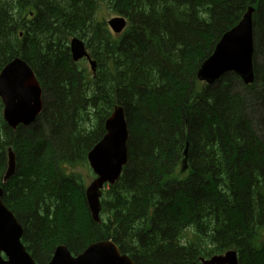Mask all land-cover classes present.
Returning a JSON list of instances; mask_svg holds the SVG:
<instances>
[{"label":"trees","instance_id":"obj_1","mask_svg":"<svg viewBox=\"0 0 264 264\" xmlns=\"http://www.w3.org/2000/svg\"><path fill=\"white\" fill-rule=\"evenodd\" d=\"M103 5L126 18L124 32L97 18ZM251 8L255 82L235 73L200 82L202 64ZM75 38L96 63L94 74L86 60L73 61ZM259 54L264 0H0V71L21 58L44 91L30 127L10 128L0 99L3 202L37 264H49L59 246L79 256L101 241L135 264H202L230 250L240 264H264ZM116 106L128 123V164L103 192L96 223L85 180L71 170L83 165L96 177L88 154ZM10 149L17 171L4 184Z\"/></svg>","mask_w":264,"mask_h":264},{"label":"water","instance_id":"obj_2","mask_svg":"<svg viewBox=\"0 0 264 264\" xmlns=\"http://www.w3.org/2000/svg\"><path fill=\"white\" fill-rule=\"evenodd\" d=\"M254 9H249L240 23L224 34L213 54L202 64L198 80L211 86L224 75L235 73L246 85L255 82L254 72ZM115 34L124 32L126 18L117 16L108 22ZM70 51L74 62L87 59L93 73L96 63L92 61L84 41L73 39ZM43 91L32 68L21 58H16L0 71V99L4 104V120L12 129L28 127L43 112ZM106 134L90 151L88 161L96 179L86 190V201L92 219L100 223L101 198L107 185H115L128 164L129 128L122 106H116L106 121ZM187 157V149L185 151ZM182 171L188 170L187 158ZM16 157L8 151V166L3 183L15 175ZM4 190L0 187V264H37L22 244L23 227L3 202ZM202 264H240L238 253L230 250ZM49 264H135L111 241L91 245L79 256H73L64 245L59 246Z\"/></svg>","mask_w":264,"mask_h":264},{"label":"rangeland","instance_id":"obj_3","mask_svg":"<svg viewBox=\"0 0 264 264\" xmlns=\"http://www.w3.org/2000/svg\"><path fill=\"white\" fill-rule=\"evenodd\" d=\"M116 16L115 15H113V13H111L109 10H108V8L106 7V6H102L101 8H100V10L99 11H97V18L99 19V20H105L107 23L111 20V19H113V18H115ZM127 27H128V25H127ZM127 27L125 28V30L127 29ZM108 28L110 29V26L108 25ZM111 30V29H110ZM124 30V31H125ZM111 32L113 33V31L111 30ZM256 61H258V63H262V62H264V56L263 55H256ZM86 69H87V71H88V73H90V74H93V70H92V68H91V65H90V63L88 62V61H84L83 62V64H82ZM238 90V91H242V90H240L239 88H238V86H237V88L235 87V90ZM242 93V92H241ZM43 95H44V91H43ZM42 101H43V96H42ZM44 104V103H43ZM250 104V101H248V105ZM43 110H44V105H43ZM250 112L251 111H253V109H252V107H251V105L249 106V109H248ZM255 111H260L259 112V114H258V116H261V108H259L258 110L256 109ZM38 120V118L36 119V121ZM35 121V122H36ZM34 122V123H35ZM33 123V124H34ZM33 124H31V125H29L28 127H30V126H32ZM181 167H182V165H181ZM89 168H90V166H89ZM91 169V168H90ZM92 170V169H91ZM72 173L73 172H75V173H77L78 175H80V176H82L83 178H84V180H85V183H86V188H85V190H87L88 188H89V186L94 182V180H95V178L96 177H92V175L89 173V170H88V167H83V165H78V166H76L75 168H72ZM93 172V171H92ZM16 174V173H15ZM12 178V177H11ZM10 178V179H11ZM9 179V180H10ZM8 180V181H9Z\"/></svg>","mask_w":264,"mask_h":264},{"label":"bare ground","instance_id":"obj_4","mask_svg":"<svg viewBox=\"0 0 264 264\" xmlns=\"http://www.w3.org/2000/svg\"><path fill=\"white\" fill-rule=\"evenodd\" d=\"M43 91V90H42ZM5 176V175H4ZM100 217H101V215H100Z\"/></svg>","mask_w":264,"mask_h":264}]
</instances>
